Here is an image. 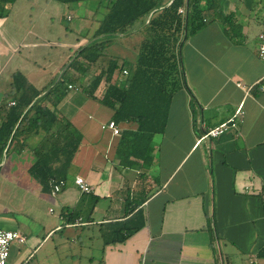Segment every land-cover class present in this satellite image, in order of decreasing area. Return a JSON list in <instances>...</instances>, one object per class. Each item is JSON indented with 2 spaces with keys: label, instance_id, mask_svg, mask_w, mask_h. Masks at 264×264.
I'll return each mask as SVG.
<instances>
[{
  "label": "crops",
  "instance_id": "1",
  "mask_svg": "<svg viewBox=\"0 0 264 264\" xmlns=\"http://www.w3.org/2000/svg\"><path fill=\"white\" fill-rule=\"evenodd\" d=\"M6 7L0 18L1 105L12 99L5 92L14 71L38 90L51 86L103 13L88 9L69 27L63 23L70 17L64 15L67 3L12 0ZM202 20L179 46L183 84L171 94L164 129L152 135L143 157L120 161V135L134 131L135 124L115 122L120 129L115 136L102 129L113 113L97 100L102 85L91 98L83 90L88 83L81 81L56 107L80 135L60 191L52 194L51 185L42 188L28 173L38 135L20 152L3 156L0 228L24 237L9 246L6 264H74L77 254L83 261L97 259L95 264H250L253 257L264 264L256 255L264 242V62L257 57L264 0H214ZM141 26L135 23L110 41L140 34ZM223 122L224 132L196 143ZM75 176L90 186L88 193L77 189ZM17 189L37 199L54 198L57 219L49 204L43 215L27 219L9 199ZM70 213L76 214L72 222L66 220ZM133 216L141 222L136 231L122 242L103 243L115 224ZM73 222L78 224L68 225Z\"/></svg>",
  "mask_w": 264,
  "mask_h": 264
},
{
  "label": "trees",
  "instance_id": "2",
  "mask_svg": "<svg viewBox=\"0 0 264 264\" xmlns=\"http://www.w3.org/2000/svg\"><path fill=\"white\" fill-rule=\"evenodd\" d=\"M11 1L0 0V18L8 13L6 3ZM56 1L70 4L88 0ZM96 2L95 8L102 7L103 13L96 20L92 36L74 52L59 78L41 91L14 71L5 92L13 103L7 107H3L7 101L0 104V161L9 150L20 152L29 137L38 135L32 145L34 160L28 173L45 189L50 180H64L80 142L78 132L57 112V104L67 94L68 85H78L81 74L104 58L110 37L130 30L135 23L142 25L134 59L118 63L117 58L109 57L83 89L96 98L95 91L102 85L97 100L112 109V120L135 124L134 131L120 135L117 154L124 156L120 159L124 163L128 156L143 157L152 135L163 131L171 94L183 84L179 46L203 26V12L214 0H170L167 5L162 0ZM180 7L184 8L183 14L177 12ZM122 69L127 71L123 77ZM260 195L264 213V184ZM134 217L115 224L114 231L103 236V243L122 242L136 231L141 222H134ZM74 218L73 213L66 216L68 222ZM256 255L264 258V242Z\"/></svg>",
  "mask_w": 264,
  "mask_h": 264
},
{
  "label": "rangeland",
  "instance_id": "3",
  "mask_svg": "<svg viewBox=\"0 0 264 264\" xmlns=\"http://www.w3.org/2000/svg\"><path fill=\"white\" fill-rule=\"evenodd\" d=\"M96 3H97L96 0H88V1L74 2V3L68 4V11H65L64 15L69 14V16L70 17L72 16V17H71V19L69 17L68 21L63 20L64 25L72 27L74 24L78 23L79 19H84V15H86L88 13V11H87L88 9H89V11H91V13L96 12L97 16H100L99 14H101L103 12V8L99 7L98 9H96L95 8ZM95 9L97 11H95ZM139 28L141 29V27H139ZM141 37H142V33L140 31V34H138V32H135L134 34H131L130 36L120 37V38L115 39V41H116V42H114V43H116L115 45L113 42H111L112 44H109L107 46V48L105 49L104 58H102L97 63H95L87 73H84L83 78H81L82 80H80L81 83H83L85 86L90 81V79L93 77L94 73L98 69L105 67V65L107 63V59L109 57L118 58L119 63L121 62L122 59L128 60V61L133 60L134 56L136 54V51H137L138 43L141 40ZM71 40H74L73 36H72ZM74 43L76 44V41H74ZM76 45L74 46L73 43L70 44V46H72V48L74 47V49L76 48ZM70 52H71V50L69 51V54H70ZM72 56H74V55L73 54L70 55V58ZM69 61H70V59L68 60V62ZM67 64L68 63H65V66L63 67V69L66 67ZM12 65H13V60L6 64L5 71L12 68ZM5 73L6 72L3 73L4 76H6ZM101 87L102 86H100V88ZM79 90H81V89L79 88ZM1 188H2V186L0 184V189ZM2 189H4V188H2ZM58 197H59V195L56 196V198H58ZM9 199L11 201V204H13V206L19 204L18 207H20V209L22 210V213L26 214L27 219L29 217H33L34 215L40 216L39 213L41 215H43L46 212L45 208H46L47 204H49V206L52 208L53 214H55V217H56V214L58 211V207L55 206V204H54L55 203L54 198H53V201L51 199L46 200L45 198H42V197H39L38 199L35 197L33 198V196L28 195V194L23 195L21 193V190H19V189L15 190L14 194L10 195ZM47 215H50V214L48 213ZM19 216H21V214L20 215L18 214V216H15V217L20 218ZM48 217H50V216H48ZM22 219H24V218H22ZM56 219H57V217H56ZM69 244L71 245V247H74V249L77 248V244H74L73 242H69ZM77 256H78L79 260L77 261V263H74V264H95V262L97 261L96 256H95L96 260H93L92 262H89V259L83 261V257L79 254H77Z\"/></svg>",
  "mask_w": 264,
  "mask_h": 264
},
{
  "label": "built area",
  "instance_id": "4",
  "mask_svg": "<svg viewBox=\"0 0 264 264\" xmlns=\"http://www.w3.org/2000/svg\"><path fill=\"white\" fill-rule=\"evenodd\" d=\"M184 8L180 7L178 8L177 12L183 14ZM67 18H69L67 16ZM257 57L259 60L264 62V28L258 33L257 35ZM127 73L126 69L121 70V77L125 76ZM70 88L71 86L68 85ZM76 90V88H74ZM13 103L12 100L7 101L3 107H7ZM239 113V108L235 110L234 115H238ZM230 118L229 120H233V117ZM227 122H223L213 128L208 129L202 136H200L197 140L196 143L200 142L202 139L205 137H216L220 135L222 132H224L228 125L226 124ZM233 126V123L231 124ZM102 129H107L110 131L111 135H119L120 129L117 127L116 123L112 120L109 119L107 120L104 124L101 125ZM74 184L76 185L77 189L82 192V193H88L91 188L90 186L81 178L80 176H75L73 179ZM50 185H51V193L55 194L58 191L61 190V188L65 185V180L59 179V180H50ZM50 210V209H49ZM78 224L77 222H73V224H68L69 226L71 225H76ZM24 241V237L20 235L17 231L13 230H6L0 228V264H6V260L8 257V252H9V246L14 243H22ZM250 264H260L257 258L253 257L250 260Z\"/></svg>",
  "mask_w": 264,
  "mask_h": 264
},
{
  "label": "water",
  "instance_id": "5",
  "mask_svg": "<svg viewBox=\"0 0 264 264\" xmlns=\"http://www.w3.org/2000/svg\"><path fill=\"white\" fill-rule=\"evenodd\" d=\"M170 2V1H169Z\"/></svg>",
  "mask_w": 264,
  "mask_h": 264
}]
</instances>
